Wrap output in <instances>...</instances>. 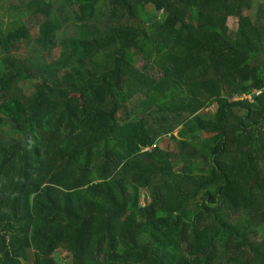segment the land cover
<instances>
[{
  "label": "trees",
  "instance_id": "trees-1",
  "mask_svg": "<svg viewBox=\"0 0 264 264\" xmlns=\"http://www.w3.org/2000/svg\"><path fill=\"white\" fill-rule=\"evenodd\" d=\"M55 252L264 264V0H0V264Z\"/></svg>",
  "mask_w": 264,
  "mask_h": 264
},
{
  "label": "rangeland",
  "instance_id": "rangeland-1",
  "mask_svg": "<svg viewBox=\"0 0 264 264\" xmlns=\"http://www.w3.org/2000/svg\"><path fill=\"white\" fill-rule=\"evenodd\" d=\"M256 1H258V0H256ZM235 20H236L235 18H230L227 21V24L229 26H231V29L232 30L236 26V21ZM57 55H58V48H56L55 50H53L52 57L56 58ZM141 65H142V61L139 60L138 63H137V66L140 67ZM23 88L25 89L26 92L31 91V89H32V83L30 81H25L23 83ZM141 97H142L141 94H137V95L133 96L131 99H129V101L125 104V109L123 108V109H121L119 111L120 116L123 115L125 113V111L126 112L129 111L130 113H134L135 112L136 114H139V112L141 111V109L140 110H137V107L139 105L138 103H139L140 99H142ZM133 109H135V111ZM207 109L210 110L211 112H214L213 110L215 109V105L213 104L212 106H210ZM123 111H124V113H123ZM169 143H170V148L172 149L173 148V144H172V142H169ZM235 224L236 225H239V223L237 221H236ZM53 255H54L55 259L57 260V264H70V260L69 259H64V254L63 253H57V252H55Z\"/></svg>",
  "mask_w": 264,
  "mask_h": 264
},
{
  "label": "built area",
  "instance_id": "built-area-1",
  "mask_svg": "<svg viewBox=\"0 0 264 264\" xmlns=\"http://www.w3.org/2000/svg\"><path fill=\"white\" fill-rule=\"evenodd\" d=\"M255 93H259L260 90H254ZM242 97H247L248 99H250V94H242L241 96H237L236 98H242Z\"/></svg>",
  "mask_w": 264,
  "mask_h": 264
},
{
  "label": "crops",
  "instance_id": "crops-1",
  "mask_svg": "<svg viewBox=\"0 0 264 264\" xmlns=\"http://www.w3.org/2000/svg\"><path fill=\"white\" fill-rule=\"evenodd\" d=\"M259 1H263V0H259ZM230 18H235V17L230 16V17H228L227 21H228ZM235 19H236V18H235ZM235 21H236V26H235V28H234L233 30H236V28H237V19H236ZM228 26H229V25H228ZM229 27L231 28V26H229Z\"/></svg>",
  "mask_w": 264,
  "mask_h": 264
}]
</instances>
